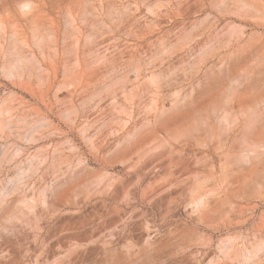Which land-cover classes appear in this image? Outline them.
<instances>
[{"label":"rangeland","instance_id":"obj_1","mask_svg":"<svg viewBox=\"0 0 264 264\" xmlns=\"http://www.w3.org/2000/svg\"><path fill=\"white\" fill-rule=\"evenodd\" d=\"M0 264H264V0H0Z\"/></svg>","mask_w":264,"mask_h":264}]
</instances>
